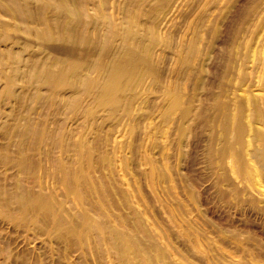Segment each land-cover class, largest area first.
Returning <instances> with one entry per match:
<instances>
[{"label":"rangeland","instance_id":"1","mask_svg":"<svg viewBox=\"0 0 264 264\" xmlns=\"http://www.w3.org/2000/svg\"><path fill=\"white\" fill-rule=\"evenodd\" d=\"M0 264H264V0H0Z\"/></svg>","mask_w":264,"mask_h":264}]
</instances>
